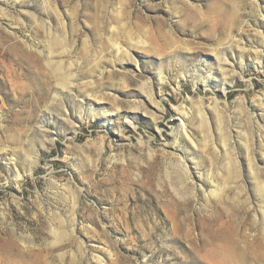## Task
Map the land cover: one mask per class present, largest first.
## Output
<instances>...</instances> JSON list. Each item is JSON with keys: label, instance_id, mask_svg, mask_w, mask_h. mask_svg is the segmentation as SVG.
Segmentation results:
<instances>
[{"label": "rangeland", "instance_id": "374dc122", "mask_svg": "<svg viewBox=\"0 0 264 264\" xmlns=\"http://www.w3.org/2000/svg\"><path fill=\"white\" fill-rule=\"evenodd\" d=\"M0 264H264V0H0Z\"/></svg>", "mask_w": 264, "mask_h": 264}, {"label": "bare ground", "instance_id": "6f19581e", "mask_svg": "<svg viewBox=\"0 0 264 264\" xmlns=\"http://www.w3.org/2000/svg\"><path fill=\"white\" fill-rule=\"evenodd\" d=\"M116 49H117V52H118V53H119L121 50H123V49H121L120 47H117ZM120 49H121V50H120ZM63 53H64V52L60 50V53H58V54L61 55V54H63ZM27 55H28V54H27ZM160 78H161V77H160ZM162 79H164V77H162ZM162 79H161V80H162ZM60 83L63 84V85H67V84L70 85V84H72V83L68 82V81L66 80V78H64V77H63V79H61ZM65 87H66V86H65ZM182 123H183V122H182ZM42 125H43V126H46L45 123L42 124ZM182 129L185 131V133H187V130H186V126H185V125L182 126ZM47 135H48V134H47ZM48 136H49V135H48ZM50 136H52V135H50ZM60 235H61V234H60ZM57 238L59 239V234H57ZM9 250L12 251V250H13V247H11Z\"/></svg>", "mask_w": 264, "mask_h": 264}]
</instances>
